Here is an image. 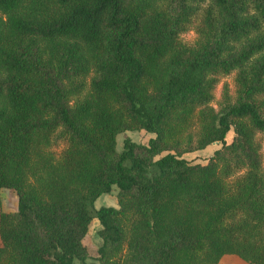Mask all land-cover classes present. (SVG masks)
<instances>
[{
  "label": "trees",
  "instance_id": "trees-1",
  "mask_svg": "<svg viewBox=\"0 0 264 264\" xmlns=\"http://www.w3.org/2000/svg\"><path fill=\"white\" fill-rule=\"evenodd\" d=\"M231 74L236 101L207 107ZM133 128L148 143L117 151ZM255 132L264 0H0V264H264Z\"/></svg>",
  "mask_w": 264,
  "mask_h": 264
},
{
  "label": "rangeland",
  "instance_id": "rangeland-1",
  "mask_svg": "<svg viewBox=\"0 0 264 264\" xmlns=\"http://www.w3.org/2000/svg\"><path fill=\"white\" fill-rule=\"evenodd\" d=\"M197 39V34L195 33L194 30H188L182 35V40L183 43L186 45H191L193 44ZM234 75H228L224 77H220L219 82L216 84V86L213 89V95H214V101L209 103L207 107H212L216 111L219 109V104L220 103H225V102H235L237 98L236 94V87L234 85L233 81ZM228 94V96L223 93L225 92ZM228 97V98H227ZM241 120V119H240ZM237 120V121H240ZM196 130L197 129V124L194 121H190V123L187 126L186 133H192L193 137H196ZM150 134L146 132L144 129H126L122 132H119L116 134V145L115 148L117 151L122 150V144L123 140L128 138L131 141L138 143V144H144L146 145L148 143V140L150 138ZM255 140L257 144L259 145V153L261 157V163H260V170H264V133L262 132H255ZM217 143H213L212 146L209 147L208 153H211V150L216 148ZM61 146L57 148H53L54 151L58 152L61 150ZM117 192L118 189L115 185L112 186V189L108 193H103L101 194L94 202V207L99 208L101 206H113V207H118V199H117ZM0 198H1V211H6V212H15L17 209V203H18V198H17V193L14 189L12 188H1L0 189ZM100 228V224L96 218H93L91 221V224L89 226L88 234L85 238V243L89 246V248L94 251H92L91 256L96 255V246L101 245V239L99 235L97 234L98 229ZM97 263L96 260L93 258H88L86 260V264H93ZM76 264H79L78 261ZM219 264H247L243 262L242 260L234 257V256H224Z\"/></svg>",
  "mask_w": 264,
  "mask_h": 264
}]
</instances>
